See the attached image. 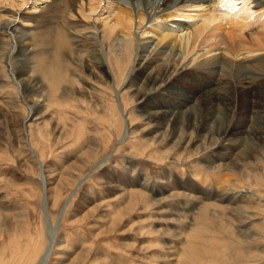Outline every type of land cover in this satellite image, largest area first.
<instances>
[{
	"label": "bare ground",
	"instance_id": "obj_1",
	"mask_svg": "<svg viewBox=\"0 0 264 264\" xmlns=\"http://www.w3.org/2000/svg\"><path fill=\"white\" fill-rule=\"evenodd\" d=\"M203 1L0 0V70L6 69V74L0 73V91L12 88L24 98H33L34 105L29 106L30 113L23 123L30 131L27 122L39 125L45 117L40 115V111H47L50 103L54 105L58 99L76 95L90 102L89 112L97 111L95 102H99L97 97L104 91L76 79L72 66L84 63L90 76L101 73L116 87L111 61L123 60L128 67L120 91L133 92L131 98L137 101V113L149 124L148 127L134 129L130 114L122 110L125 121L121 141H129L130 132L136 136L143 135L150 147L166 149L159 158L163 164L177 166L189 152L192 156L202 154L203 162L208 163L203 173L195 168L189 177L179 167L175 174L160 176L153 183L145 179L144 183L136 182L135 186V182H131L133 191L140 189L139 195L144 191L163 196L169 193L174 198L182 195L183 191L179 190L196 189L192 181H197L195 185L206 196V189L211 188L210 177L206 173L215 172L224 164L222 167L225 169L220 172L226 171L227 184H232L217 185L215 191L222 198L221 202L232 204L227 209L231 211L230 217L244 226L250 217L242 204L257 198L264 206V194L238 190L233 180L235 170L248 175L247 164L250 167L251 163L264 157V109L258 111L252 101L255 97L264 96V0H205L202 4ZM102 13L108 15L104 22L97 18ZM245 24L246 27L243 26ZM222 32H232L236 37L228 42L230 37ZM189 74L197 75L196 82L201 90L186 91L177 83ZM238 91L253 96L251 114L242 123L234 120L237 106L229 96L233 92L237 95ZM117 97L119 106H122L119 93ZM98 115L104 119L102 113ZM104 122L108 121L104 119ZM232 126L241 127L240 131L234 134ZM97 134L98 131L91 132L89 142L96 148L91 152V147L84 153L89 161L94 156L93 162H96L94 153L98 150ZM18 137L21 142L25 141L21 149L33 154L40 169L44 170L40 154L30 144L32 135L27 140L23 133ZM208 167L213 169L208 170ZM48 178L44 173L41 175V183L44 187L47 185L42 203L50 192ZM188 178L192 180L190 184L186 182ZM170 179L174 182L171 183ZM136 187L139 188L134 190ZM198 198L201 196L194 199ZM150 203L156 207L160 205L157 200ZM132 204L133 200L127 203L128 207ZM97 205L101 209L102 205ZM118 212L121 217L125 214L124 210ZM59 224V221H46L48 244L37 264H49L57 248ZM8 226L11 233L13 226ZM58 251H63V248H58ZM56 257L57 260L65 259L62 254Z\"/></svg>",
	"mask_w": 264,
	"mask_h": 264
},
{
	"label": "rangeland",
	"instance_id": "obj_2",
	"mask_svg": "<svg viewBox=\"0 0 264 264\" xmlns=\"http://www.w3.org/2000/svg\"><path fill=\"white\" fill-rule=\"evenodd\" d=\"M107 16L106 13L98 14V21L104 22ZM222 33L230 37L228 42L236 37L232 32ZM111 63L116 87L101 73L90 76L84 63L72 66L76 79L80 78L104 91L97 97L99 102H95L98 104L97 111L89 112L90 102L76 95L65 99L67 102L58 99L59 102L54 105L50 103L47 111H40V115L45 117L39 125L27 122L30 131L23 123L30 113L29 106L34 105L33 98H24L12 88L0 91V264H37L48 244L45 228L49 219L60 222L57 248L49 264L60 261V264H264L263 203L254 198L250 203L242 204L250 217L244 226L230 217L231 211L227 209L232 204L221 202L222 198L215 191L217 185L232 184H227L224 164L219 167L221 169L216 168L218 173L223 169L220 174L216 171L206 173L211 187L206 189V196L195 185L197 181L191 178L186 182L190 184L189 181H192V186L197 188L186 192L179 190L184 193L174 198L169 193L159 196L144 191L139 195L140 189L133 191L131 184L134 182L135 186L136 182L144 183L145 179L153 183L160 176L175 174L179 167L189 177L190 171L195 168L203 173L208 163L203 162L202 154L192 156L189 152L182 157L183 162L179 165H164L159 158L166 149L162 146L150 147L143 135L136 136L130 132L131 139L126 143L121 141L125 121L123 111L130 114L134 129L148 127L149 121L137 113V101L131 98L133 92L120 91L128 64L113 59ZM4 70L0 73L6 74ZM196 76L189 74L177 83L186 91H199L201 88ZM200 77L207 79L206 76ZM81 81L77 82L80 84ZM240 92L229 95L237 106L234 120L238 123L251 114L250 102L253 99L250 94ZM118 93L122 97V106L117 100ZM255 98L252 100L256 103L255 107L258 111L263 110L264 96ZM100 113L108 122L99 118ZM32 114L35 115L34 112ZM239 128L232 126L231 131L235 134L240 131ZM96 131L98 150L94 151L96 162H93L94 156L89 161L84 153L91 147L90 151L96 148L89 143L91 132ZM22 133L26 140L32 135L30 144L40 154L44 170L40 169L33 154L21 149L25 141L21 142L18 135ZM249 165L246 168L248 175L234 171L236 188L264 194V157ZM213 167H208V170ZM139 172L141 176L138 177ZM43 173L49 177L50 192L42 203L47 188L41 183ZM171 178L174 176L171 175ZM170 182L173 183L174 179ZM195 196L201 198L195 200ZM130 200H133V206L128 207ZM156 200L160 202L158 207L150 203ZM97 204L103 207L99 209ZM117 210H124L123 217ZM7 223L13 226L11 233ZM126 231L128 233L124 235ZM58 248H63V251H58ZM60 254L65 256L64 260L56 259Z\"/></svg>",
	"mask_w": 264,
	"mask_h": 264
}]
</instances>
